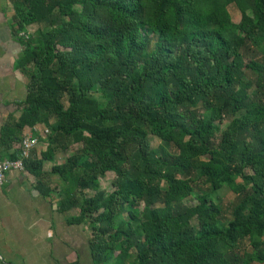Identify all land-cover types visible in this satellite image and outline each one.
Masks as SVG:
<instances>
[{
    "label": "trees",
    "instance_id": "16d2710c",
    "mask_svg": "<svg viewBox=\"0 0 264 264\" xmlns=\"http://www.w3.org/2000/svg\"><path fill=\"white\" fill-rule=\"evenodd\" d=\"M9 2L28 92L3 139L48 127L26 169L77 208L94 263L264 264V0Z\"/></svg>",
    "mask_w": 264,
    "mask_h": 264
},
{
    "label": "crops",
    "instance_id": "0c3cea01",
    "mask_svg": "<svg viewBox=\"0 0 264 264\" xmlns=\"http://www.w3.org/2000/svg\"><path fill=\"white\" fill-rule=\"evenodd\" d=\"M12 14L9 0H0V159L17 158L29 132L39 139L31 157L41 158L49 147L44 123L26 125L21 140L8 144L3 139L4 131L10 134L15 129L28 92V77L17 67L24 46L12 34ZM71 148H55L53 158L44 160L43 181L60 184L52 168L67 160ZM40 182L27 169H12L0 184V264H95L87 226L70 220L77 208H62L60 194L44 193Z\"/></svg>",
    "mask_w": 264,
    "mask_h": 264
},
{
    "label": "built area",
    "instance_id": "2783aa9c",
    "mask_svg": "<svg viewBox=\"0 0 264 264\" xmlns=\"http://www.w3.org/2000/svg\"><path fill=\"white\" fill-rule=\"evenodd\" d=\"M25 35L24 33H21ZM46 133L49 132L48 129L45 130ZM39 139L29 132L23 137L21 149L19 156L14 159H0V184H3L6 180V172L12 169L25 171L26 161L31 158L34 149L37 147Z\"/></svg>",
    "mask_w": 264,
    "mask_h": 264
},
{
    "label": "rangeland",
    "instance_id": "374dc122",
    "mask_svg": "<svg viewBox=\"0 0 264 264\" xmlns=\"http://www.w3.org/2000/svg\"><path fill=\"white\" fill-rule=\"evenodd\" d=\"M228 10H229V13L231 14L232 20L234 22H239L240 19H241V12L238 9V7L233 3V4H230L228 6ZM224 124H225V122L218 123L217 126H219L220 128H223L224 127ZM151 140H152V144L154 146L158 145L159 142H161V140L159 138H157V137H155L153 135L151 136ZM77 148H78V144H75L71 149L72 150H75ZM113 178H114V173H112V172L107 173V175L104 178H102V180H101L102 186L105 189H109V187L111 186V182H112ZM238 181H242V180L240 178H238ZM181 183H182L181 179L178 178L171 185L177 186V185H181ZM163 186L167 187V183L166 182H163ZM220 196L224 199L225 203H229L230 201H233L236 198L235 195L232 192L228 191L226 188L223 191H221Z\"/></svg>",
    "mask_w": 264,
    "mask_h": 264
}]
</instances>
